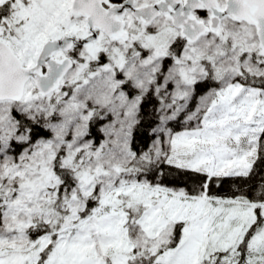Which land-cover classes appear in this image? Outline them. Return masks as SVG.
Returning <instances> with one entry per match:
<instances>
[{
  "label": "snow or ice",
  "instance_id": "snow-or-ice-1",
  "mask_svg": "<svg viewBox=\"0 0 264 264\" xmlns=\"http://www.w3.org/2000/svg\"><path fill=\"white\" fill-rule=\"evenodd\" d=\"M0 264H264V0H0Z\"/></svg>",
  "mask_w": 264,
  "mask_h": 264
}]
</instances>
